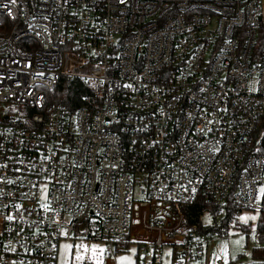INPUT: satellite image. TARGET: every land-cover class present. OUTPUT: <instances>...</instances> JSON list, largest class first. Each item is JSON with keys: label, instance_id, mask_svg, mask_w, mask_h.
Returning a JSON list of instances; mask_svg holds the SVG:
<instances>
[{"label": "built area", "instance_id": "2783aa9c", "mask_svg": "<svg viewBox=\"0 0 264 264\" xmlns=\"http://www.w3.org/2000/svg\"><path fill=\"white\" fill-rule=\"evenodd\" d=\"M60 77L72 110L45 104ZM197 199L256 212L264 247V0H0V264H54L75 233L115 264L133 202L144 264H207L230 228L184 242Z\"/></svg>", "mask_w": 264, "mask_h": 264}, {"label": "rangeland", "instance_id": "374dc122", "mask_svg": "<svg viewBox=\"0 0 264 264\" xmlns=\"http://www.w3.org/2000/svg\"><path fill=\"white\" fill-rule=\"evenodd\" d=\"M148 205L140 202H133L131 206V228L130 235L135 241L128 244L127 249L124 251H118L114 254L115 264H144L149 256V250L141 251L136 247V240L146 238L152 239L151 236L142 235L140 230H143L141 225V212L147 210ZM162 213L155 209L150 213V219L160 216ZM258 214L256 212L248 213L241 211L237 215V221L242 224H247V229L230 228L227 231V236L224 238L216 239L208 243L206 249V262L207 264H227L228 262L237 259L240 264H248L251 261V249L256 247L252 239L254 225ZM214 220L212 216L207 213L202 214L200 221L204 225H210ZM151 222L147 221V230L151 229ZM73 238L69 240L61 239L58 241L54 264H80L88 256L92 264H101L99 254L101 250V243L98 241H87L83 239L81 235L71 236ZM85 247L88 251H85ZM96 248L97 251L93 254L92 249ZM170 247L163 245L160 249L161 264H169L168 252ZM80 257V259H77ZM201 263L204 264V257L201 262L193 261L192 264Z\"/></svg>", "mask_w": 264, "mask_h": 264}, {"label": "trees", "instance_id": "16d2710c", "mask_svg": "<svg viewBox=\"0 0 264 264\" xmlns=\"http://www.w3.org/2000/svg\"><path fill=\"white\" fill-rule=\"evenodd\" d=\"M83 93L81 83L76 79H69L67 77H60L58 83L48 91H45L46 105H62L68 110H72L80 100ZM184 221L181 232L184 234V242H186V233L188 229L195 227L198 234L213 230V225H204L200 221L202 214L207 213L216 218L219 211L222 212V217L219 219V226L223 228H240L247 229V224L239 223L234 216V209L226 204L224 206H214L212 204L197 199L188 206L183 207ZM257 226L264 229V214H260ZM128 238V235H126ZM139 245V242H136ZM128 245V241L127 244ZM127 249V246L125 250ZM119 250H117L118 252ZM124 251V250H123ZM251 261L248 264H264V247H253L251 249ZM227 264H240L237 259L228 262Z\"/></svg>", "mask_w": 264, "mask_h": 264}, {"label": "crops", "instance_id": "0c3cea01", "mask_svg": "<svg viewBox=\"0 0 264 264\" xmlns=\"http://www.w3.org/2000/svg\"><path fill=\"white\" fill-rule=\"evenodd\" d=\"M140 232H141L142 235H145V236L148 235V236H151V237H153L155 235V233H156V231L153 228H151L150 230H147L146 234H145V232L142 229L140 230ZM141 239H144V238H141ZM192 263H193V261H192Z\"/></svg>", "mask_w": 264, "mask_h": 264}, {"label": "snow or ice", "instance_id": "6c2138e0", "mask_svg": "<svg viewBox=\"0 0 264 264\" xmlns=\"http://www.w3.org/2000/svg\"><path fill=\"white\" fill-rule=\"evenodd\" d=\"M45 208H47V205H45ZM84 250H85V251H88V249H87L86 247H85ZM96 251H97V249L94 247V248L92 249L93 254H95ZM100 251H103V250H100ZM77 259H80V257H77Z\"/></svg>", "mask_w": 264, "mask_h": 264}]
</instances>
